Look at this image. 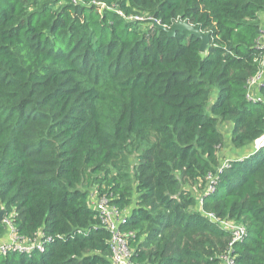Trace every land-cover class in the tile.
I'll use <instances>...</instances> for the list:
<instances>
[{
	"label": "trees",
	"instance_id": "trees-1",
	"mask_svg": "<svg viewBox=\"0 0 264 264\" xmlns=\"http://www.w3.org/2000/svg\"><path fill=\"white\" fill-rule=\"evenodd\" d=\"M263 14L0 0V264H111L104 212L135 264H264Z\"/></svg>",
	"mask_w": 264,
	"mask_h": 264
},
{
	"label": "built area",
	"instance_id": "built-area-1",
	"mask_svg": "<svg viewBox=\"0 0 264 264\" xmlns=\"http://www.w3.org/2000/svg\"><path fill=\"white\" fill-rule=\"evenodd\" d=\"M264 32V30H263ZM261 41L262 46L264 47V38ZM264 76V70L260 71L250 82L249 89L251 92H255L253 89L255 87L259 88L263 81ZM214 182V181H213ZM212 188V187H211ZM105 218L103 219V222L109 227V229L114 233L112 242H111V249L113 253V258L111 263L112 264H135L131 262L133 250L128 245L127 241V235L120 233L118 231V224L122 221L120 215L110 213V212H104ZM227 225L226 223H224ZM234 232H235V241L243 240L245 236V228L242 226H236L234 224L230 225ZM9 247H13L16 250L23 249L20 243H17L16 245H2L0 246V249L2 252H6ZM224 264H235L234 259L231 257H227Z\"/></svg>",
	"mask_w": 264,
	"mask_h": 264
},
{
	"label": "water",
	"instance_id": "water-1",
	"mask_svg": "<svg viewBox=\"0 0 264 264\" xmlns=\"http://www.w3.org/2000/svg\"><path fill=\"white\" fill-rule=\"evenodd\" d=\"M185 28H189L194 34L198 35L199 37H201L203 39V44H202V49H204V46L207 44L208 42V37L207 36H204L202 35L198 29L192 27V26H188L186 23H180L179 25H175L174 26V29H172L170 31V35H174L175 31L177 29H185ZM3 214H4V210H2L0 212V219L3 220Z\"/></svg>",
	"mask_w": 264,
	"mask_h": 264
},
{
	"label": "crops",
	"instance_id": "crops-1",
	"mask_svg": "<svg viewBox=\"0 0 264 264\" xmlns=\"http://www.w3.org/2000/svg\"><path fill=\"white\" fill-rule=\"evenodd\" d=\"M262 19H263V23H262V26L264 27V14L262 15ZM264 38V35L262 36V38H261V40ZM264 140V139H263ZM264 143V141L263 142H260L259 143V141H257L256 142V145H255V148H259V145L260 144H263ZM247 151H249V149H247ZM244 154H247V152H245V153H241L240 155H235V157H233L232 159H234V158H237V157H239V156H242V155H244ZM231 159V160H232ZM227 160H230V159H227Z\"/></svg>",
	"mask_w": 264,
	"mask_h": 264
},
{
	"label": "rangeland",
	"instance_id": "rangeland-1",
	"mask_svg": "<svg viewBox=\"0 0 264 264\" xmlns=\"http://www.w3.org/2000/svg\"><path fill=\"white\" fill-rule=\"evenodd\" d=\"M180 23H181V22H178L177 24L179 25ZM206 45H207V44H206ZM206 45L204 46V48L206 47ZM263 139H264V137L261 138V140H258L259 143H260V142H263V141H264ZM261 145H262V144H260L259 147H260ZM1 243H2V241L0 242V244H1ZM3 243H4V241H3ZM6 243H7V242H6ZM6 243H4V244H6ZM2 245H3V244H1L0 246H2Z\"/></svg>",
	"mask_w": 264,
	"mask_h": 264
},
{
	"label": "clouds",
	"instance_id": "clouds-1",
	"mask_svg": "<svg viewBox=\"0 0 264 264\" xmlns=\"http://www.w3.org/2000/svg\"><path fill=\"white\" fill-rule=\"evenodd\" d=\"M180 22V21H179ZM178 23V22H177ZM177 23H176V25H177ZM182 23V22H181ZM261 41H263V40H261ZM232 224H234V225H236V226H241V225H239L238 223H236V222H232ZM112 264V263H111Z\"/></svg>",
	"mask_w": 264,
	"mask_h": 264
}]
</instances>
